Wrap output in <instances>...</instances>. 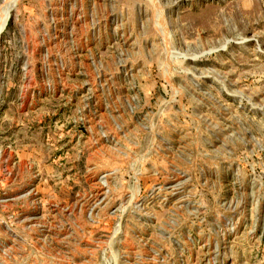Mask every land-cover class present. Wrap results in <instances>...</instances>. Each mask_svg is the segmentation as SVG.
<instances>
[{"label": "rangeland", "instance_id": "rangeland-1", "mask_svg": "<svg viewBox=\"0 0 264 264\" xmlns=\"http://www.w3.org/2000/svg\"><path fill=\"white\" fill-rule=\"evenodd\" d=\"M0 24V264H264V0Z\"/></svg>", "mask_w": 264, "mask_h": 264}, {"label": "bare ground", "instance_id": "bare-ground-1", "mask_svg": "<svg viewBox=\"0 0 264 264\" xmlns=\"http://www.w3.org/2000/svg\"><path fill=\"white\" fill-rule=\"evenodd\" d=\"M2 14H3V13H2ZM7 14H9V13H7ZM7 14L4 16V20H3V24H2V26H3V25L5 24V22L7 21V18H8V16H9V15H7ZM2 16H3V15H2ZM2 19H3V18H2ZM1 23H2V20H1ZM0 25H1V24H0ZM2 26H0V27H2Z\"/></svg>", "mask_w": 264, "mask_h": 264}]
</instances>
